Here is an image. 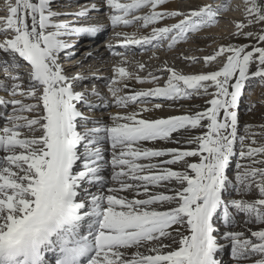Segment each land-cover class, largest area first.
Here are the masks:
<instances>
[{
  "label": "snow or ice",
  "instance_id": "obj_1",
  "mask_svg": "<svg viewBox=\"0 0 264 264\" xmlns=\"http://www.w3.org/2000/svg\"><path fill=\"white\" fill-rule=\"evenodd\" d=\"M2 2L0 105L11 112L0 128V264H224L227 247L230 264H264V124L241 132L238 120L245 90L264 87V0H245L233 22L230 40L249 43L202 58L181 53L206 67L223 61L192 74L167 60L135 61L130 71L128 54L174 50L217 23L227 3L181 10L165 8L169 0H92L67 11L56 0ZM104 9L107 23L91 19ZM109 26H136L107 45L118 58L105 78L112 103L131 109L110 124L95 117L97 88L77 90L89 77L61 63L77 54L73 37ZM132 80L154 86L134 89ZM202 98L204 107L179 103ZM155 100L184 111L145 115L164 108Z\"/></svg>",
  "mask_w": 264,
  "mask_h": 264
},
{
  "label": "bare ground",
  "instance_id": "obj_2",
  "mask_svg": "<svg viewBox=\"0 0 264 264\" xmlns=\"http://www.w3.org/2000/svg\"><path fill=\"white\" fill-rule=\"evenodd\" d=\"M200 0H185L183 3L181 0H169V2L164 5L167 9H176L179 8L181 10H187L188 8H196L200 5ZM202 1V0H201ZM92 0H56V6L59 7L62 10L67 11H75L82 5L90 4ZM62 4V5H61ZM0 6L3 7V2L0 0ZM105 11V10H104ZM4 14L3 12L1 13ZM106 13H96L93 12L91 14V19L96 20L100 19L101 22L107 23L105 20ZM231 20L233 19V16H230ZM71 19V17H69ZM173 21L169 20L166 21V23H172ZM232 22V21H231ZM230 23V22H229ZM231 26L230 24L226 22H221L218 27L215 28H205L203 34H200L198 36H192V39L188 40L187 42L180 43L174 50H166V49H153L149 46H136L133 48L131 52L128 54V60L130 61L128 68L130 71H136V68L134 66L135 61H142L145 62L149 68H155L159 65H161L165 60H167V63L169 65H174L178 70L183 71L185 74H192V73H199V72H206L210 70H215L217 68L209 66H205L203 63V60L200 59L197 63H190L189 61L183 60L180 57L181 53H183L186 56L191 57H200L202 58L205 55H208L212 53L214 49H217L221 44H227L226 41H221V39H224L225 37H230V34L228 35V27ZM114 31H127L129 33L136 31V26L130 27V28H117L113 29L110 26L107 27L105 30L97 34L95 38L91 39L93 42L92 46L90 47V52H92L91 56L84 55L89 50H84L83 54H76L73 60H66L64 62V68L69 74H73L75 72L83 73L84 75L88 76L89 79L85 80L83 84L77 88V90H81L82 87H89L95 86L97 90L100 92L99 97L93 98V102L96 105L95 109V117L102 120L104 123H111V120L109 117L117 112H124V111H130L131 109H120L114 106L112 103V96L108 92L107 88V77H110L112 75V68L113 65L116 63L117 59L116 57H113L111 55V51L107 47V45L112 44L116 45L117 40L114 37ZM216 32V34H212L209 32ZM236 31V30H235ZM143 32V30H142ZM227 33V36L226 34ZM102 38H105L102 40ZM73 40L78 41L77 45H84L89 40L86 38H82L81 36L79 38L73 37ZM89 42L88 44H90ZM78 48V47H77ZM118 51H126L122 47H116ZM203 49L202 51H198L197 49ZM115 50V49H114ZM97 51H101V53H95ZM156 52L157 59H150L153 52ZM77 62H79V66L77 65ZM217 62V61H216ZM100 70L102 74H106V76L103 78L102 76H97L96 71ZM92 72V73H89ZM142 75L144 73H141ZM166 78V75L163 73H158ZM127 83L130 84L131 88L134 89H146L149 87H153L154 85L145 83V84H138L135 82V80L128 81ZM161 83H163V80H161ZM127 91V90H125ZM124 94V93H122ZM0 95H4V93H0ZM193 100V99H192ZM101 101H104V103H101ZM153 102H159L163 103L165 106L164 108L160 110H156L153 113H145V115H152V116H168V115H179L181 114L184 109L177 110L176 108H170L168 104L170 102L163 101V100H155ZM179 103H182L184 105H200L203 106L198 101H180ZM105 104L108 106L106 107ZM11 112V106H4L0 105V128H2L5 124V115L7 113ZM167 146H176L174 144H169ZM110 150V149H109ZM109 154V151L106 152V155ZM2 155V153H0ZM108 157V156H107ZM193 162L195 161L194 158H190ZM218 259H221L224 264H230L231 261V250L230 247H227L225 251L221 252L218 256Z\"/></svg>",
  "mask_w": 264,
  "mask_h": 264
},
{
  "label": "rangeland",
  "instance_id": "obj_3",
  "mask_svg": "<svg viewBox=\"0 0 264 264\" xmlns=\"http://www.w3.org/2000/svg\"><path fill=\"white\" fill-rule=\"evenodd\" d=\"M183 3L185 2V0H181ZM199 2L200 5H211L213 7H216L222 3H227V11H224L221 13L219 20L217 23L210 25L208 27L205 28H215L216 26L218 27V25H220L221 22H226L228 24H230L231 26L228 27V35L233 33L236 29L234 27V21H239V20H243L244 18V8H245V0H200ZM62 5V4H61ZM3 12V7L0 6V15H2L1 13ZM233 16L234 20H231V17ZM232 21V22H231ZM230 22V23H229ZM205 28L199 32H197L196 34L193 35L194 36H198L200 34H203ZM246 30H253V29H246ZM216 34V32L212 31L209 32V34ZM227 36V33H225ZM105 38H102V40H104ZM192 39V36L190 37V40ZM221 41H226L227 43L229 42H236V43H249V41L244 40L243 38H240L239 40H235V39H231L228 38H224L221 39ZM89 42H91V39L85 43L84 45H80L79 48L76 49V53L77 54H83L84 50H89V52H87L84 55H87L88 53H92L90 52V47L93 45L92 42L90 44H88ZM95 42V41H94ZM115 50H118L117 48H115ZM95 53H101V51H97ZM222 60H218L217 62H213L211 63V67L214 68H218L221 64H222ZM92 73V72H89ZM97 76H102L103 78L106 76V74H102L101 75V71L98 70L96 71ZM205 99L206 98H202V99H193L191 101H198L201 104H203L204 107L205 106ZM188 101V100H186ZM190 101V100H189ZM250 104H255L256 107L253 108L251 111H249V105ZM238 120H239V125H240V129L241 132H243L244 129V125L248 124V125H261L264 124V87L260 86V82L256 81L254 82L249 88H247L245 90L244 96L242 98V100L239 103V108H238ZM259 129H256V131H258ZM190 147H195V145H191ZM237 147V152L239 151V143H237L236 145ZM108 156V158H111V152L109 150V154L106 155ZM196 159V158H194ZM235 159H233L232 161V171L234 172L235 168ZM231 174V173H230Z\"/></svg>",
  "mask_w": 264,
  "mask_h": 264
}]
</instances>
